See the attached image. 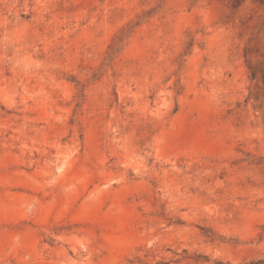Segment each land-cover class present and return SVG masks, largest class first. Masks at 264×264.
I'll return each mask as SVG.
<instances>
[{
	"label": "rangeland",
	"instance_id": "374dc122",
	"mask_svg": "<svg viewBox=\"0 0 264 264\" xmlns=\"http://www.w3.org/2000/svg\"><path fill=\"white\" fill-rule=\"evenodd\" d=\"M0 264H264V0H0Z\"/></svg>",
	"mask_w": 264,
	"mask_h": 264
}]
</instances>
